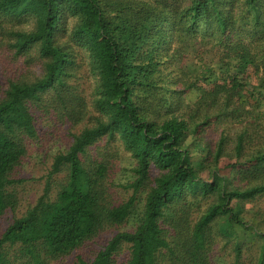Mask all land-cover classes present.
<instances>
[{
	"label": "trees",
	"instance_id": "1",
	"mask_svg": "<svg viewBox=\"0 0 264 264\" xmlns=\"http://www.w3.org/2000/svg\"><path fill=\"white\" fill-rule=\"evenodd\" d=\"M0 64V264H264V0H0Z\"/></svg>",
	"mask_w": 264,
	"mask_h": 264
},
{
	"label": "rangeland",
	"instance_id": "2",
	"mask_svg": "<svg viewBox=\"0 0 264 264\" xmlns=\"http://www.w3.org/2000/svg\"><path fill=\"white\" fill-rule=\"evenodd\" d=\"M2 66L0 64V97L2 96L3 90L6 86L5 77L2 73ZM16 67V65H15ZM17 68V67H16ZM13 72L10 71V74ZM46 131L44 126H40V132ZM69 138L66 130L57 131L54 136H49L41 144H28L29 154L26 157L22 167L20 168L19 177L25 182L19 187V197L21 211L29 205H34L38 198L43 194L45 187L46 177L51 168V164L54 156L61 151H64L68 146ZM123 162L119 165L118 173L114 180L116 186L113 188L114 201L116 203L123 202L128 199L129 194L120 185L128 182L131 179L129 168L132 165L131 159L125 155L122 157ZM259 204L264 209V197L261 198ZM7 221H4V223ZM131 225H124L122 227L110 228L109 231L105 232L99 239L89 243L84 253L91 256L94 252L98 251L103 247L109 238L117 231L130 230ZM72 258H70V261ZM215 264H230V258L225 257L222 253L216 256Z\"/></svg>",
	"mask_w": 264,
	"mask_h": 264
}]
</instances>
